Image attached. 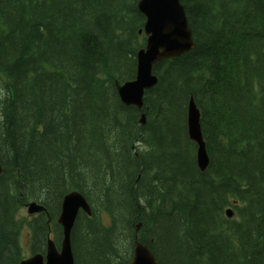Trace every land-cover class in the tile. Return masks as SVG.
Here are the masks:
<instances>
[{"label":"trees","instance_id":"16d2710c","mask_svg":"<svg viewBox=\"0 0 264 264\" xmlns=\"http://www.w3.org/2000/svg\"><path fill=\"white\" fill-rule=\"evenodd\" d=\"M139 1L0 0V264L25 259V230L32 253L59 248L74 191L92 211L75 264H129L136 236L159 264H264V0H181L196 47L155 66L145 126L116 86L145 46Z\"/></svg>","mask_w":264,"mask_h":264},{"label":"water","instance_id":"95a60500","mask_svg":"<svg viewBox=\"0 0 264 264\" xmlns=\"http://www.w3.org/2000/svg\"><path fill=\"white\" fill-rule=\"evenodd\" d=\"M138 10L145 16V47L137 53V72L132 81L117 83V92L125 106H134L142 110L145 106V93L154 88L158 79L154 74L155 66L167 59H175L194 50L196 45L185 7L181 0H140ZM140 124L145 126L146 114L142 113ZM188 135L197 145V164L202 172L209 166V156L201 129V114L193 98L188 104ZM3 168L0 164V174ZM28 213L36 215L45 210L37 202L28 205ZM80 211L92 215L91 206L83 194L78 191L67 194L62 201L61 213L57 220L62 228V242L58 249L49 236L46 253L32 254L20 264H75L72 250V231ZM228 218L232 211L228 210ZM129 264H159L153 252L135 241L133 256Z\"/></svg>","mask_w":264,"mask_h":264},{"label":"rangeland","instance_id":"374dc122","mask_svg":"<svg viewBox=\"0 0 264 264\" xmlns=\"http://www.w3.org/2000/svg\"><path fill=\"white\" fill-rule=\"evenodd\" d=\"M145 114V112H143ZM230 209V208H228ZM80 212H83V211H80ZM22 216H26L27 219H31V218H34L36 215H30L27 211V208H25V210L22 211ZM59 225V224H58ZM60 226V225H59ZM140 224L137 226V231L140 229ZM61 227V226H60ZM62 229V228H61ZM51 238L53 240L56 241V237L54 236V234H51ZM138 238V236H136V239ZM139 241V239H137ZM20 242H21V246L23 248V252H24V256L25 258H28L31 254H32V249H31V241H30V237H29V233H28V230H25L23 233H22V236H21V239H20ZM141 242V241H139ZM142 243V242H141ZM143 244V243H142ZM144 245V244H143Z\"/></svg>","mask_w":264,"mask_h":264}]
</instances>
